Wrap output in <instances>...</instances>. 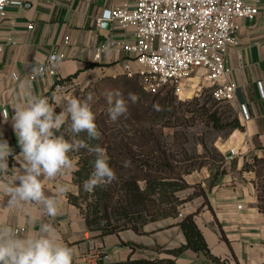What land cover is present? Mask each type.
I'll return each mask as SVG.
<instances>
[{
  "label": "crops",
  "instance_id": "0c3cea01",
  "mask_svg": "<svg viewBox=\"0 0 264 264\" xmlns=\"http://www.w3.org/2000/svg\"><path fill=\"white\" fill-rule=\"evenodd\" d=\"M22 1L21 6H9L0 21V42L4 44L0 52V138L13 150L8 157V175L12 168L20 167L14 159L21 151L12 127L15 104L26 103L29 93L48 98L57 91L58 81L75 74L131 76L140 69L128 52L113 47L101 50L107 41L134 42V29L108 19L97 23L105 10L124 2L133 5L136 0ZM238 23V43L229 46L227 62L229 79L237 86L230 104L242 127L220 135L211 146H199L197 154L205 162L185 176L189 187L177 193L184 200L178 216L147 222L142 231L125 229L99 236L71 200L78 185L70 170L45 183L47 196H55L57 186L67 189L55 217L47 216L42 205L36 204L5 209L8 197L0 201V214L9 216L20 235L37 233L42 224H51L73 250V264L143 259L173 260L177 264H264V213L258 207L256 172L251 168L255 158L264 159V0H260V11L254 18H239ZM54 49L66 54L56 64L57 74L31 79L30 73L45 63ZM242 104L249 111V119L242 116ZM187 214L194 215L211 257L191 248L178 252L187 244L178 221Z\"/></svg>",
  "mask_w": 264,
  "mask_h": 264
},
{
  "label": "built area",
  "instance_id": "2783aa9c",
  "mask_svg": "<svg viewBox=\"0 0 264 264\" xmlns=\"http://www.w3.org/2000/svg\"><path fill=\"white\" fill-rule=\"evenodd\" d=\"M22 4V0H0V21L9 6ZM259 11L260 0H136L133 5L124 2L105 10L97 23L108 19L123 28H133L135 40L107 41L101 50L113 47L133 55L140 66L137 74L142 88L148 93L172 89L181 99L191 98L193 93L185 94V86L190 84L195 89L205 81L214 99L230 102L237 86L229 79L228 48L238 43V19L254 18ZM3 48L0 42V52ZM99 55L100 52L96 56ZM65 57L63 51L52 50L30 78L56 75V64ZM259 87L263 93L262 82ZM241 113L244 119L250 118L244 104ZM2 114L7 116V110L3 109Z\"/></svg>",
  "mask_w": 264,
  "mask_h": 264
},
{
  "label": "clouds",
  "instance_id": "9594fccd",
  "mask_svg": "<svg viewBox=\"0 0 264 264\" xmlns=\"http://www.w3.org/2000/svg\"><path fill=\"white\" fill-rule=\"evenodd\" d=\"M28 96L26 103L13 106L12 127L21 151L14 156L20 167L12 168L11 175H8V157L13 155V150L7 140L0 138V201L8 197L7 206L4 207L8 210L23 204L42 205L47 216L55 217L60 198L67 189L62 185L57 186L56 195L47 196L45 183L66 171L79 170L78 157H71L70 153L81 149L95 153L94 170L83 185L86 192L91 193L99 186L110 185L117 176L101 147H90L83 140L69 141L64 135H57L70 120V131L73 134L83 132L91 139L100 138L95 114L89 103L93 100L91 94L84 101L69 99L66 107L58 114L48 98L32 96L30 93ZM128 100L135 104L138 96L129 92ZM106 102L111 121L127 118L128 104L119 92L107 93ZM153 107L159 110L156 105ZM0 264H73V250L62 241L51 224H42L37 233L26 232L20 235L5 213L0 214Z\"/></svg>",
  "mask_w": 264,
  "mask_h": 264
},
{
  "label": "trees",
  "instance_id": "16d2710c",
  "mask_svg": "<svg viewBox=\"0 0 264 264\" xmlns=\"http://www.w3.org/2000/svg\"><path fill=\"white\" fill-rule=\"evenodd\" d=\"M76 76L77 74L69 76L57 83L64 84ZM118 76L132 77L133 75ZM202 108L216 129L230 131L242 127L236 114L232 119L224 120L216 110L212 111L205 106ZM165 112L167 114L172 112L171 115H174L173 111L168 109ZM155 114L160 115V112L157 111ZM170 120L167 119L163 125L169 127L178 125ZM123 126H111L107 131L102 124V133H100L99 139H91L87 135L78 137L90 147H101L108 157L110 167L117 176V179L110 185L99 186L89 194L96 199V202L95 205L91 203L92 205L87 211L82 208L79 197L71 195L72 202L84 215L88 227L97 231L99 236H106L125 229L142 231L143 225L147 222L168 216H178L179 205L184 200H181L177 193L189 187L185 176L201 167L205 162L204 159L199 158L197 151L193 153L184 144H176L175 152L169 153L166 142H160L157 133H154L153 129L148 130L142 123L134 124L131 127L133 129L127 131ZM57 135H61V133L58 132ZM65 138L71 141L68 136ZM69 155L74 158L78 157L77 167L79 170L74 171V176L75 182L79 186L83 174H92L96 156L95 153H90L87 149H81L79 152ZM251 168L256 172L258 207L264 213V159L255 158ZM178 224L187 238V244L178 252L184 248H191L211 257L194 215H184ZM98 264L104 263L99 261ZM118 264L177 263L173 260L143 259L128 260Z\"/></svg>",
  "mask_w": 264,
  "mask_h": 264
},
{
  "label": "rangeland",
  "instance_id": "374dc122",
  "mask_svg": "<svg viewBox=\"0 0 264 264\" xmlns=\"http://www.w3.org/2000/svg\"><path fill=\"white\" fill-rule=\"evenodd\" d=\"M129 79L130 81H128ZM140 81L139 74L133 75L132 77L118 76L116 78L82 75L73 80H67L64 84H60L57 91L49 95L48 100L55 107V111L58 114L66 107L69 99L77 98L84 101L91 94L93 100L89 103L91 110L95 114V123L97 124L99 133H102V124L106 127L107 131L110 130L109 127L111 126L115 127L120 125H124L126 128L125 131H127L132 130L133 128L131 129V127L134 124L142 123L148 130L153 129L154 133H157V138L160 142H166L169 153L175 152L176 144H184L185 147L195 153L200 145L211 146L217 137L220 135L224 136L228 133V129L219 130L214 128L202 106L212 111L216 110L223 116L224 120L232 119L235 110L230 102H222L214 99L207 82H201L195 89L190 84L185 86L184 89L186 90H184V93L193 94L191 98L183 97L182 99L184 100H181L175 91H170V89L156 94L148 93L143 90ZM109 92L113 94L119 92L121 98L127 102V118L121 117L117 122L110 120L107 111L109 105L106 102V94ZM129 92L135 93L138 96V101L135 104L128 100ZM153 105H156L159 110H156ZM167 109L173 111L174 115H171L172 112L167 114L165 112ZM157 111L160 112V115L155 114ZM167 119H171V122L177 123L178 125L170 127L164 126L163 123ZM59 132L64 136H68L71 141L78 139L79 136L87 135V133L83 132L79 135L73 134L70 131V120L62 126ZM177 149L179 148L177 147ZM73 153L75 154V152ZM90 176L91 174H83L82 182H80L81 184L78 186L76 194L85 211L92 204L95 205L96 202L93 196H89L92 192H86L83 188L84 182Z\"/></svg>",
  "mask_w": 264,
  "mask_h": 264
},
{
  "label": "water",
  "instance_id": "95a60500",
  "mask_svg": "<svg viewBox=\"0 0 264 264\" xmlns=\"http://www.w3.org/2000/svg\"><path fill=\"white\" fill-rule=\"evenodd\" d=\"M106 24V23H105Z\"/></svg>",
  "mask_w": 264,
  "mask_h": 264
}]
</instances>
